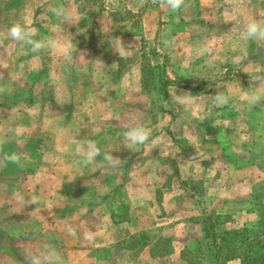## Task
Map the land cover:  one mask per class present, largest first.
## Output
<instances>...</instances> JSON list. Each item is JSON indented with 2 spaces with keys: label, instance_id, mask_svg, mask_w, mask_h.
I'll use <instances>...</instances> for the list:
<instances>
[{
  "label": "rangeland",
  "instance_id": "obj_1",
  "mask_svg": "<svg viewBox=\"0 0 264 264\" xmlns=\"http://www.w3.org/2000/svg\"><path fill=\"white\" fill-rule=\"evenodd\" d=\"M58 9L70 19L58 16ZM252 20L264 22V0H185L175 12L153 0H0L2 142L11 134L33 138L29 151L41 142L47 146L53 140L46 135L48 127L69 150L76 149L70 134L80 128L81 115L63 107L77 101L70 93L93 86L89 77L102 50L98 41L120 37L129 56L118 57L124 71L107 85L133 93L129 101L134 106L123 116L124 127L133 119L145 124L150 139L132 145L122 136L111 143L121 156L118 165L127 161L128 167L113 175L120 186L113 191L106 189L105 175L97 174L93 181L99 199L112 203L95 205L96 213L111 211L119 222L135 218L131 229L126 225L131 234L122 243L128 248L149 244L153 264H189L175 253L193 249L207 234L198 218L214 221L216 216L217 233L242 228L263 232L264 106L253 108L247 101L253 92L264 96V42L240 38ZM17 22L26 23L33 39L51 38L56 46L39 53L21 47L7 35ZM205 46L210 52L202 51ZM217 93L226 102H217ZM181 94L186 99L177 102ZM38 101L52 104L38 109ZM16 124L23 130L16 131ZM55 160L80 164L75 158ZM33 163L28 156L20 157L19 165H0V264H26L28 249L18 244L19 251L3 236L23 237L42 229V222L29 220H41V215L24 203L36 196L39 204L54 199L48 208H35L54 215L79 213L76 206L64 204V181L52 183L54 190L38 184L40 190L30 191L28 171L14 173ZM79 176L75 173L67 183L80 192L85 182ZM21 197L24 202H14ZM126 260L133 264L132 257Z\"/></svg>",
  "mask_w": 264,
  "mask_h": 264
},
{
  "label": "crops",
  "instance_id": "obj_2",
  "mask_svg": "<svg viewBox=\"0 0 264 264\" xmlns=\"http://www.w3.org/2000/svg\"><path fill=\"white\" fill-rule=\"evenodd\" d=\"M102 14L109 15L110 12L103 11ZM104 35L101 40L108 37L109 31ZM98 42L102 50L94 57V63L98 62L99 64L96 71L94 68L91 69V75L89 77L93 86L82 91L78 90L70 93V96L72 95L71 97L77 99V101H71L63 107L65 109L64 111L76 112L81 115V122L78 123L80 128H75V131L70 134L76 142L74 147L76 149L69 150L67 146L61 143V137L54 136V131L48 127L45 129L46 135L53 138L50 145L44 146L43 142L39 143L37 147L33 145V148L30 149L32 153L28 148L29 142H35L33 138L16 139L15 135L10 134L9 137L5 136V142H0V157L13 152L19 157L33 156L34 163L32 165L21 166L16 168L17 170L14 172L28 171L27 173L31 181L29 186L30 191L40 190V187H36L38 184H43V187L47 190H54L52 183L64 181L67 189L64 204L68 205V207L76 206V210L79 212L75 215L69 213L54 215V213L44 211V213H41L40 210L42 209L39 210L35 207L47 206L48 208V204L52 201L54 202V199H48L45 204L42 202L39 204L38 201H41V199H38L37 196L35 197L37 203H24L31 210L41 215V220L33 216L29 220L32 222L33 219H36L42 222V229L37 231V233L31 232L23 237L22 235L3 237L12 240L15 248L16 246L18 247V244L27 245L28 254L38 255L41 259V264H131L127 262V256L133 258V264L154 263V249L149 244H140L128 248L122 243L131 234V231L127 228L131 229V224L129 223L137 222L134 220L135 218H128L126 222L121 221V223L116 221L111 211L104 212V209H101L102 212L96 213L94 210L95 205L99 203L102 206L112 203V199L105 200L103 199L104 197L99 199L96 182L93 181L96 179L97 174L102 173L105 175L106 189L116 190L120 186L117 185V181H112L113 178L115 179L113 175H119L124 167L127 168V161L123 162L124 167L118 165L117 162L116 166L113 167L108 165L102 159V156H99L87 166L81 163L83 154L87 150L88 145L92 143L96 144L102 154L107 152L117 158L121 157L119 151L111 143L122 138L123 132L126 130L123 116L129 108L132 109L134 106L132 101H129V98L131 99L133 97V93H130L128 89L122 91L121 88L117 90V87L111 89L108 87L107 84L110 85L113 79L117 80V74L120 71H124V68L118 63L119 55L115 51L113 53V49L104 44L109 41ZM125 55H128L127 51H125ZM47 74L50 76V71H47ZM88 82L86 81V84ZM51 104L46 102L44 105V101L37 102V106L39 105L38 109L42 105L45 107ZM1 127L2 124H0ZM23 127L22 125L16 124L14 129L16 131L19 129L23 130ZM7 132L4 131V135ZM38 139H42V136L38 137ZM0 141H2L1 137ZM9 143H12L11 147ZM133 155L134 153L131 154V157ZM122 156H128V154ZM56 157H62V159L67 157L69 160L75 158L79 160L78 162L80 164L78 167H74L67 161L56 162ZM44 160H46V163H44ZM2 165L9 168V163ZM75 173L78 175L82 174V177L79 176V178H82L85 183H82L83 185H80L79 189L84 191L85 194L74 189L71 183H67L72 180L70 178ZM43 176L45 177L44 183L41 181ZM102 183L104 184V182ZM21 184L22 188L27 186L24 183ZM78 195L79 197L77 198ZM72 198H75L77 201ZM18 201L21 202L20 198L14 199V202ZM148 204L152 206L150 202ZM60 222L61 224H59ZM90 224L94 225L90 226ZM126 225H128L127 228ZM31 230H33L32 227ZM71 232H74L75 235L70 234ZM89 233L92 234V239L90 240L86 239V235ZM0 235L2 234L0 233ZM18 250L20 251L19 247ZM175 254L179 257L180 261L182 255L180 249ZM23 262L27 264L26 260H23ZM228 262H235V260Z\"/></svg>",
  "mask_w": 264,
  "mask_h": 264
},
{
  "label": "clouds",
  "instance_id": "obj_3",
  "mask_svg": "<svg viewBox=\"0 0 264 264\" xmlns=\"http://www.w3.org/2000/svg\"><path fill=\"white\" fill-rule=\"evenodd\" d=\"M154 3H158L161 8L168 7L173 12L181 9L185 5V0H153ZM58 16H63L64 20L70 19V14L63 9L56 10ZM7 35L21 47L30 48L32 53H39L41 50L48 48H54L55 42L51 38H43L41 40H35L32 38L30 30L27 28L26 23L22 25L21 23H13L8 29ZM240 38L243 40H253L264 42V22H259L256 20L249 21L245 24L243 30L240 33ZM111 48L121 57H125V44L120 37L112 36L109 39ZM167 43V42H166ZM204 52H210V48L205 46L202 48ZM4 90L0 88V92ZM181 98L186 99L184 94L177 97V102H181ZM217 102L224 103L227 98L221 93H217L215 96ZM249 106L256 108L257 106H264V96H261L259 92H253L248 97ZM166 106V105H165ZM124 140L132 145H143L146 144L150 139V132L145 124L138 123L134 119L126 126V130L123 132ZM2 142V141H0ZM102 156V159L107 162L110 166H116V162L119 158L109 154L107 152L101 153L100 149L95 143L89 144L87 150L83 154V159L81 163L84 166L90 164L96 157ZM20 164V157L15 153H8L0 157V165L2 164ZM21 202L23 198H20ZM28 204H35L37 201L35 199L26 202ZM70 234L75 235L74 232ZM86 239H92V234L86 235ZM25 260L27 264H41V259L38 255L28 254V250H25Z\"/></svg>",
  "mask_w": 264,
  "mask_h": 264
},
{
  "label": "trees",
  "instance_id": "obj_4",
  "mask_svg": "<svg viewBox=\"0 0 264 264\" xmlns=\"http://www.w3.org/2000/svg\"><path fill=\"white\" fill-rule=\"evenodd\" d=\"M184 182V181H182ZM187 191L186 188H184ZM217 217L214 221L211 218H198L204 222L206 235L202 240H198L197 245L182 252V257L189 264H226L231 260H239L240 264H264V231H251L247 228L241 230H226L216 232ZM197 223V222H196ZM204 230V231H205ZM260 232V233H259ZM253 241V238H257ZM194 262V263H193Z\"/></svg>",
  "mask_w": 264,
  "mask_h": 264
}]
</instances>
